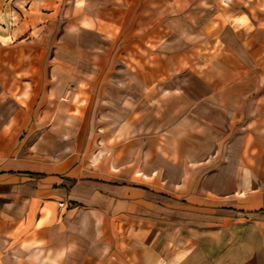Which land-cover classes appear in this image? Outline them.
Wrapping results in <instances>:
<instances>
[{"label": "crops", "instance_id": "1", "mask_svg": "<svg viewBox=\"0 0 264 264\" xmlns=\"http://www.w3.org/2000/svg\"><path fill=\"white\" fill-rule=\"evenodd\" d=\"M223 2L179 48L178 18L146 29L145 0H0V264H264V0ZM181 74L202 91L179 115ZM146 100L180 119L163 132ZM169 132L186 159L240 148L235 184L208 154L163 187Z\"/></svg>", "mask_w": 264, "mask_h": 264}, {"label": "rangeland", "instance_id": "2", "mask_svg": "<svg viewBox=\"0 0 264 264\" xmlns=\"http://www.w3.org/2000/svg\"><path fill=\"white\" fill-rule=\"evenodd\" d=\"M146 1V29L149 28H159L158 24L165 23V18H162L161 20L156 19V16L158 17H166V19L169 16L177 17L178 19L174 21V25L177 27L178 33H177V44L178 47L185 45L186 42H188L191 39H194L195 43L201 44V29L203 26L204 21L212 17L214 13H216L217 10L222 11L223 7H225V4L223 0H166L165 4L162 2V0H145ZM164 4V5H163ZM187 17V19H186ZM218 17H213L211 19V27H217L218 26ZM60 20V19H59ZM153 20V21H152ZM67 20L65 21V24L67 26ZM138 23V22H137ZM137 23L135 21H131L129 27L130 28H136L138 27ZM63 24V21L60 20L58 22V25L56 26V29H54L52 26H54L51 22V36H50V48L51 50H54L56 45L58 44V39L62 31H64L65 27ZM2 26L4 27H10L11 25L8 20L2 18L0 20V31L2 30ZM165 26V25H164ZM166 27V26H165ZM71 28V27H70ZM162 28L165 29L162 25ZM169 29V28H167ZM67 40V43L70 45L73 44V41L71 37H69ZM85 41H89V37H84ZM150 39V38H149ZM153 41V39H151ZM70 41V42H69ZM189 78L187 79V77ZM198 79H196L195 76L181 74L178 77L177 80V89L173 90L172 92H176V94L179 96L178 100H174L173 103L178 104V110L179 115L181 114V110L184 111V105L187 104L185 100H182V97L184 93L190 92V93H196L202 91V85L200 83H196ZM170 87L169 82L165 83L163 82L161 87H157L156 92H162V98L164 99V94H170L171 91L168 89ZM115 92H119L122 89V86H115ZM166 88V89H165ZM134 92V94H133ZM148 92V90H147ZM131 98H130V108L136 109V104L138 103L136 100L137 97V90L133 91L130 90ZM134 96L135 99L132 98ZM171 101L166 100H159V101H145V110L147 117H150L152 120L154 118H161L163 120L162 122V129L163 132H165L169 126L171 125V118L172 120H176L178 118L175 117L173 111H171V108H169V104ZM144 105V104H143ZM142 105V106H143ZM174 105V104H173ZM8 108V107H4ZM154 108H157L155 111ZM3 109V111H4ZM6 111V110H5ZM177 114V115H178ZM174 116V117H173ZM154 117V118H153ZM180 119V117L178 118ZM167 121L168 123H165L164 121ZM26 133H19L18 135L15 134V148H20L22 145H24L25 141H27ZM7 136H10V133H7ZM17 136V137H16ZM165 138H168L166 141L167 148L162 149V155H161V169L163 171L162 175V186L166 189L171 188V181L173 182L177 178H180L181 176H184L186 174V169H190L193 171V168L198 166V164H191V159L193 162L197 161V159H203L201 157H206L208 155L211 158H214L213 163L211 164V172L216 171H222L224 172L227 177L230 178V180L226 179V187H230L233 184H235V181H233L234 172L236 166L233 165V160L237 159L238 157H241V151L240 148L237 147H229L230 144H221L217 146L216 148L207 149V148H198L194 151V156H189V159H186V156L190 155L191 150L184 147H179L181 149H175L176 147L171 148V146H178L180 144L181 138L185 139V136L177 135L175 133H168L164 134ZM29 139V138H28ZM30 140V139H29ZM199 145H202V141H198ZM165 144V143H163ZM244 152V151H243ZM249 153V150H247L244 155H247ZM160 160V159H159ZM186 161L190 164H186ZM178 162V163H177ZM184 164H182V163ZM192 173L191 171H189ZM164 179H166L164 181ZM225 184V181L222 180ZM200 182V181H199ZM198 181L194 183V187H198L197 183ZM218 183L217 180L210 181V187L211 189L215 187V185ZM220 183V182H219ZM256 183V182H255ZM230 184V185H228ZM60 205V204H59ZM38 256V255H37ZM20 258H25V256L21 255ZM35 259V260H34ZM36 259H39L36 261ZM42 261H40V257H33V261L31 263L33 264H42Z\"/></svg>", "mask_w": 264, "mask_h": 264}, {"label": "bare ground", "instance_id": "3", "mask_svg": "<svg viewBox=\"0 0 264 264\" xmlns=\"http://www.w3.org/2000/svg\"><path fill=\"white\" fill-rule=\"evenodd\" d=\"M2 39H3V40H7V39H8V37H2Z\"/></svg>", "mask_w": 264, "mask_h": 264}, {"label": "built area", "instance_id": "4", "mask_svg": "<svg viewBox=\"0 0 264 264\" xmlns=\"http://www.w3.org/2000/svg\"><path fill=\"white\" fill-rule=\"evenodd\" d=\"M61 206H63V203H60Z\"/></svg>", "mask_w": 264, "mask_h": 264}]
</instances>
